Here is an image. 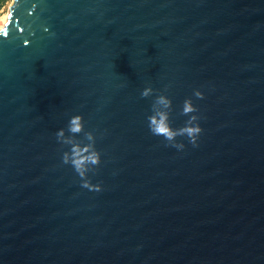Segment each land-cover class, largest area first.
<instances>
[{
    "label": "water",
    "instance_id": "95a60500",
    "mask_svg": "<svg viewBox=\"0 0 264 264\" xmlns=\"http://www.w3.org/2000/svg\"><path fill=\"white\" fill-rule=\"evenodd\" d=\"M0 264H264V0H11Z\"/></svg>",
    "mask_w": 264,
    "mask_h": 264
},
{
    "label": "rangeland",
    "instance_id": "374dc122",
    "mask_svg": "<svg viewBox=\"0 0 264 264\" xmlns=\"http://www.w3.org/2000/svg\"><path fill=\"white\" fill-rule=\"evenodd\" d=\"M11 0H5L3 5L0 8V20L3 19L7 15L8 6L10 5Z\"/></svg>",
    "mask_w": 264,
    "mask_h": 264
},
{
    "label": "bare ground",
    "instance_id": "6f19581e",
    "mask_svg": "<svg viewBox=\"0 0 264 264\" xmlns=\"http://www.w3.org/2000/svg\"><path fill=\"white\" fill-rule=\"evenodd\" d=\"M6 18H7V15L3 19L0 20V29L3 27Z\"/></svg>",
    "mask_w": 264,
    "mask_h": 264
},
{
    "label": "trees",
    "instance_id": "16d2710c",
    "mask_svg": "<svg viewBox=\"0 0 264 264\" xmlns=\"http://www.w3.org/2000/svg\"><path fill=\"white\" fill-rule=\"evenodd\" d=\"M5 0H0V8H1V6L3 5V2H4Z\"/></svg>",
    "mask_w": 264,
    "mask_h": 264
}]
</instances>
